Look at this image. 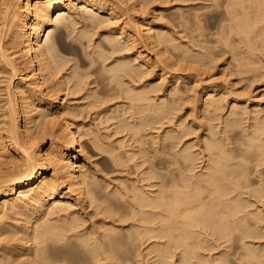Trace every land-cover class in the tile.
Listing matches in <instances>:
<instances>
[{"label":"bare ground","instance_id":"6f19581e","mask_svg":"<svg viewBox=\"0 0 264 264\" xmlns=\"http://www.w3.org/2000/svg\"><path fill=\"white\" fill-rule=\"evenodd\" d=\"M263 43L264 0H0V264H264V118L244 126L235 89H199L221 48L257 76ZM68 94L136 144L83 141ZM227 105L217 130L197 124ZM95 150L148 170L109 189Z\"/></svg>","mask_w":264,"mask_h":264},{"label":"rangeland","instance_id":"374dc122","mask_svg":"<svg viewBox=\"0 0 264 264\" xmlns=\"http://www.w3.org/2000/svg\"><path fill=\"white\" fill-rule=\"evenodd\" d=\"M218 9H219V11L222 10L221 7L217 8V10ZM55 16H56V14L54 15V18H55ZM207 24H209V23H207ZM211 31L212 30H210V29L207 30L208 36L206 37L207 40L209 39L208 41L211 40L210 44H212L213 40H215L217 38V37L215 38V36L213 34L212 35L210 34ZM45 36H46V34L43 36L44 37L43 41L45 40ZM260 42L261 41L258 40V43H260ZM219 46L222 47L223 45L221 44ZM262 47H264V45ZM260 49H261V47H260ZM230 57H231L230 51L227 52L226 49L224 50L222 48L219 50V55L216 58L217 60L215 59L217 61V63L219 64V68L215 70V73L213 75H210V72L205 70V72L201 76L203 81L200 83L199 89L201 91H203L202 88L204 87V85H207L209 83H214L219 88L224 87V89H227V88L235 89L237 95H239V99L241 100L240 104H239L241 107H240V110L238 109V111L242 112L241 115L243 117H245L243 125L247 126L248 123L253 122L255 117L264 118V66L261 67L260 71L257 72L258 73L257 76H255L256 72L247 71L246 70L247 68L244 70H239V71L235 72V70L232 71V66L230 64V59H231ZM250 85H252V86L249 87ZM0 94L5 95V92L4 93L0 92ZM4 95L0 96V99L2 97H4ZM62 97H63V99L61 100V102L62 101L65 102L67 107H70L72 104H73V106L78 104V105H80L78 107L80 109H82L83 107L86 106V104L87 105L89 104L87 100H86L87 101V103H86L85 99L82 98V94L79 96L75 95V97L73 95L71 96L68 94L67 97H66V95H64ZM76 98H78V99H76ZM81 99H84L83 100L84 103L82 102ZM50 100H48L47 103L50 104L53 111H55L56 108L54 105L53 98L51 97ZM88 100H89V102L91 101V99H88ZM105 101H106V103H105ZM105 101H104V104H105L104 106L105 107L109 106L112 109L116 105L117 106L119 105L118 106L119 108H121L122 106H124V107L127 106V104H126V106L124 104L126 101L125 100L121 101V99H115V100L111 99L109 101H107V99H106ZM101 102L102 101H100V103ZM2 103H3V101L0 104H2ZM82 105H83V107H82ZM98 105H96V108H92V109L88 105L86 107H89V108H87L86 110L83 109L84 111L80 110L78 107H76L80 111V113L82 111V115L81 114L79 115V116H81V118H79V117L77 118L78 122H76L75 125L78 124V125H76L77 127L82 126L81 127L82 130H83V125H84L85 126L84 130L87 129V130H85L86 135H84V137H82L83 141L87 142L90 145L91 144V141H90L91 130L97 127L98 129L100 128V132L105 134V135L112 132L111 133L112 135L111 136L108 135L107 139H105V141H107V143L109 141L110 143H112L115 146L116 144H118L119 141L126 140V143L128 145L131 144L130 146H134L136 144L134 142V140L133 139H131V140L127 139L128 138L127 134H129V132H127V131L122 132L121 131L118 133H114L113 132L114 125H112V128L110 126V129L107 128L108 123L111 124L114 122L113 119H111L109 122L107 121V122H104L103 124H100V119H98L100 117V112L98 114V111H101L102 108H100V105L99 106ZM97 107H99L100 110L97 109ZM101 107H102V105H101ZM109 107H106V108H108L107 110H110ZM116 107H115V109H116ZM38 110H40V109H37L36 114L37 113L39 114V112L41 111V110L40 111H38ZM96 112H97V114H96ZM229 112H230V108L227 105L225 110L223 111V113H221L219 116H217L219 118H217L216 116L211 117V118H207L205 116L202 124H200L199 119H195V120H196L198 125H203V129L205 130V132H208L210 130L211 125L215 126V129L217 130L219 128L218 124L220 123V119H221V121H224L225 118L228 116ZM199 115H200V118H202V114H199ZM192 118H193L192 116H188V113L183 110V111H180L179 113L176 114V116L174 117V120L177 124L182 123L183 125H186L187 127H189L191 129V134H189L188 136H186L184 138L185 142L183 141L184 142L183 146L186 144H191V145H193L192 150L198 152L199 148L204 147V135H205L204 133L205 132H202L201 130H196L195 127L190 125L191 122H189V120ZM105 119H104V121H105ZM117 121H119V118L117 119ZM223 124H224V122H223ZM90 126H92L93 128ZM167 129H168V127H164L159 132H161L162 135H164L166 133ZM59 132L60 131H58V133ZM153 135L155 136L156 133H154ZM47 136H48V139H47L46 145L49 146L51 140L49 138L50 136L49 135H47ZM149 136L150 135H147L146 137L148 139H150L152 142V139ZM130 146H127L126 149H128V148L131 149ZM98 152H99L98 150L94 151L95 156H93V159L98 160L99 163L101 164V168L104 169L103 172H99V174L100 175H101V173L106 174V178H107V181L109 183V189H114L117 185H124L122 183L124 181H126L128 183H132L133 180L139 179L142 176V172L145 173V171L148 170V169H146L147 164H143L142 166L138 167L135 164L134 160H131V159H126L124 164H120V165L112 164L110 161L111 160L110 154L108 152H103V153H98ZM138 161H141V159L138 158ZM199 164H200V162H198L196 165L198 166ZM197 169H199V168H196V170ZM48 173L51 174L52 169H50L48 171Z\"/></svg>","mask_w":264,"mask_h":264}]
</instances>
